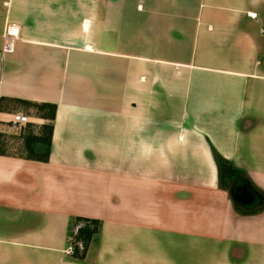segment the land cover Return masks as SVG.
<instances>
[{
    "label": "crops",
    "instance_id": "0c3cea01",
    "mask_svg": "<svg viewBox=\"0 0 264 264\" xmlns=\"http://www.w3.org/2000/svg\"><path fill=\"white\" fill-rule=\"evenodd\" d=\"M0 264H264V0H0Z\"/></svg>",
    "mask_w": 264,
    "mask_h": 264
},
{
    "label": "trees",
    "instance_id": "16d2710c",
    "mask_svg": "<svg viewBox=\"0 0 264 264\" xmlns=\"http://www.w3.org/2000/svg\"><path fill=\"white\" fill-rule=\"evenodd\" d=\"M40 110L46 111L47 123L42 127L39 135L30 132L25 137L26 152L33 160L48 162L51 154L54 122L56 119V106H39ZM214 158L220 170V186L224 188V182L232 183L240 173L235 167L226 161L217 151L213 150ZM102 222L90 219H72L69 227V241L72 250L73 262L85 263L91 249L98 248L102 233Z\"/></svg>",
    "mask_w": 264,
    "mask_h": 264
},
{
    "label": "built area",
    "instance_id": "2783aa9c",
    "mask_svg": "<svg viewBox=\"0 0 264 264\" xmlns=\"http://www.w3.org/2000/svg\"><path fill=\"white\" fill-rule=\"evenodd\" d=\"M20 37V27L11 24L7 25L3 34L4 47L2 50L3 54L12 53L15 50L16 41ZM29 124V117L23 114H16L12 120V128L16 132H21L22 129ZM72 253V250H69Z\"/></svg>",
    "mask_w": 264,
    "mask_h": 264
},
{
    "label": "water",
    "instance_id": "95a60500",
    "mask_svg": "<svg viewBox=\"0 0 264 264\" xmlns=\"http://www.w3.org/2000/svg\"><path fill=\"white\" fill-rule=\"evenodd\" d=\"M244 189H246L245 191H246L248 194H250L252 197L254 196V194H253L252 192H250V191H251L250 189H248L247 187L244 188ZM232 196H233V198H234L235 201H237V202H239V203H245V201L243 200V198H242L241 195H240V196H235V195L233 194V192H232Z\"/></svg>",
    "mask_w": 264,
    "mask_h": 264
},
{
    "label": "rangeland",
    "instance_id": "374dc122",
    "mask_svg": "<svg viewBox=\"0 0 264 264\" xmlns=\"http://www.w3.org/2000/svg\"><path fill=\"white\" fill-rule=\"evenodd\" d=\"M6 150V149H5ZM224 184L226 185V183L224 182ZM228 184V183H227Z\"/></svg>",
    "mask_w": 264,
    "mask_h": 264
}]
</instances>
